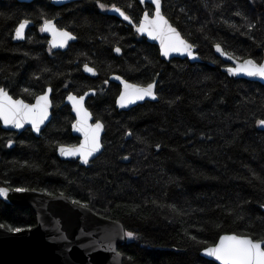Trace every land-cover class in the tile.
Listing matches in <instances>:
<instances>
[{
    "label": "trees",
    "instance_id": "16d2710c",
    "mask_svg": "<svg viewBox=\"0 0 264 264\" xmlns=\"http://www.w3.org/2000/svg\"><path fill=\"white\" fill-rule=\"evenodd\" d=\"M100 3L123 9L135 24L145 10L153 11L138 0ZM163 4L201 62L164 61L156 45L105 14L97 0L64 6L0 0V87L30 103L51 87L54 108L40 137L5 131L0 123V185L65 195L120 222L135 233L119 247L125 264H216L201 252L220 236L264 238V131L257 123L264 119V85L230 78L214 52L220 44L239 60L263 61L264 0ZM25 18L34 27L24 42H14ZM44 18L76 36L66 51L50 47L40 31ZM85 64L97 78L83 72ZM114 74L135 84L157 81L158 101L119 111L120 87L109 81ZM90 90L96 94L87 107L106 132L103 153L85 167L61 160L57 150L79 143L67 95ZM36 224L31 208L0 200V226L12 231Z\"/></svg>",
    "mask_w": 264,
    "mask_h": 264
},
{
    "label": "water",
    "instance_id": "95a60500",
    "mask_svg": "<svg viewBox=\"0 0 264 264\" xmlns=\"http://www.w3.org/2000/svg\"><path fill=\"white\" fill-rule=\"evenodd\" d=\"M34 1L35 0H18V2L26 3V4L32 3ZM50 1L55 6H64L70 3L78 2L80 0H50ZM138 2L143 8L151 6L153 10L152 13H150L148 10H145V12L147 11L149 16L154 15L155 6L150 2V0H138ZM161 12L173 25V23L164 13L163 0H161ZM107 13L108 15L115 16L125 21L128 25L133 26L134 31L140 37L145 38L150 44L156 45L159 48L160 56L164 61L169 62L172 59H181V60L187 59L192 63L201 62V59L197 54L196 47L193 50L196 57L195 59H193L191 56H188L187 54H181L175 52L169 56H164L161 51L160 41L152 39L146 33L137 32L138 24H135L132 19H130V21L125 20L123 16L113 11L112 8H110ZM142 19H143V15L141 20ZM54 22L56 24V21ZM33 27H34V23L30 21V24L25 29L24 39H16L14 34V42H24L26 40L27 32ZM174 27L177 28L176 26ZM177 30L179 31L178 28ZM43 35L49 38V45L55 51L64 52L68 49L71 43H74L76 41V39L69 41L67 47H54L52 44L53 41L52 34L50 32H43ZM214 52L222 60V62L225 63L226 66L222 68V71L226 73L230 78L244 79L250 82H257L264 85V79H261L259 77H250L243 73L239 75L230 74L227 71V69L229 67H235L237 64V60L228 59L226 55L222 54L221 52H218L215 46H214ZM116 54L120 56L121 51L119 53L116 52ZM239 62H243V61H239ZM261 63H264V59ZM88 67L93 68L89 65ZM95 71L96 74L88 72L85 70V67L83 66V72L92 78H97L99 75L96 69ZM116 77H121L122 79L118 80L116 79ZM123 80L126 79L118 74H114L109 78L110 82L119 85L120 93L124 89V85L122 82ZM128 82L132 83L130 81ZM85 93H87V95H85ZM85 93L82 94L84 96V102H83L84 107L87 108L88 111L91 113V120L89 121V123L94 124L97 121L95 120L91 110L87 107V101L91 97L95 96L96 91L90 90ZM52 94L53 91L49 94L51 101H52ZM70 94L76 96H82L74 93H70ZM67 97L65 99L64 104L70 107L72 115L74 116L75 120L72 125V134L74 137L79 139V143L77 144L79 145L83 141V133L76 130V124L79 117L73 108L72 102H70ZM118 97L116 100V108L119 111H129L132 108L144 104L147 101L148 102L158 101V95H157V99L155 100L152 99L151 97H146L144 100H138L133 104H128L126 107L121 108L117 103ZM13 98L23 99V98H15V97ZM25 102L30 103L28 101ZM32 103H35V100ZM53 109L54 108L52 102V106L49 109V118L44 122L43 125H41V130L39 133H37L32 128L31 124H25L23 128L18 129L11 125H5L3 121L0 120L1 127L5 131L15 132L17 134H22L26 130H31L36 137H40L42 132L45 130V128L52 120ZM100 122L103 123L102 121ZM259 129L264 131V127H261L260 125H259ZM105 132L106 129L104 125V129L100 134V139L102 144H103V137L105 135ZM129 137L130 136H128V138ZM13 146H14V142L11 141V145L10 146L8 145V147L12 148ZM103 151H104V145L100 150V152L96 153L94 156L90 158L88 164H84L79 156L61 155L59 148L57 150V155L61 160L64 161L78 160L82 166L87 167L92 161L96 160L103 153ZM129 161H130L129 158L123 160V162L125 163ZM0 188H6V187L0 185ZM0 200H3L7 204L31 208L35 212L37 217V224L34 227L29 229H24L19 232L10 231L5 227L0 226V264H125L124 258L122 254L119 252V247L123 246L126 243L127 236L125 235L126 230L123 224H121L120 222L103 218L95 214L90 208L75 203L68 196L65 195L48 196L44 192L37 190L16 192L15 190L8 189L6 196L0 195ZM201 256L215 262L216 264H221V262L217 261L214 257L207 256L204 250L201 252Z\"/></svg>",
    "mask_w": 264,
    "mask_h": 264
},
{
    "label": "snow or ice",
    "instance_id": "6c2138e0",
    "mask_svg": "<svg viewBox=\"0 0 264 264\" xmlns=\"http://www.w3.org/2000/svg\"><path fill=\"white\" fill-rule=\"evenodd\" d=\"M155 6L154 15L149 16L148 12H144L143 19L138 22L137 32L146 33L154 40H159L161 51L164 56H169L172 53L187 54L195 59L194 44L185 39L181 33L175 28L168 19L161 12V0H150ZM97 3L101 9L108 7L107 5ZM112 10L119 13L125 20L130 21V17L116 5L111 6ZM240 15V13H237ZM30 24V20L23 19L18 27L15 29V38L24 39L25 29ZM249 28H254V24H249ZM41 32H50L53 36L52 44L54 47H67L68 42L75 40L76 37L72 32L66 28L57 27L52 19L44 18L43 24L40 27ZM216 50L226 55L228 59H236L237 64L235 67H229L227 71L233 75L241 73L250 77H259L264 79V63H257L254 59H246L239 62L233 54H228L221 47L220 44L215 45ZM115 51L119 53L121 49L116 47ZM85 70L96 74L94 68L88 67L85 64ZM121 80V77H116ZM124 89L119 94L117 103L121 108L126 107L128 104H133L138 100H144L146 97L157 99V92L155 91L157 84L153 80L147 85L132 84L127 80H123ZM107 83V81H105ZM28 92L29 89H24ZM52 89L49 87L43 94L36 96L35 103H26L24 99H14L9 94L8 90L0 87V120L5 125H11L15 128H23L25 124H31L32 128L39 133L41 125L44 124L49 118V109L52 106L50 93ZM87 95V93H85ZM68 100L72 102L73 108L76 111L79 119L77 120L76 130L83 133V141L79 145L65 146L60 145L59 151L61 155L65 156H79L84 164H88L89 160L96 153L100 152L103 147L101 143L100 134L104 129L103 123L97 121L92 124L91 113L84 107V96H76L73 94L68 95ZM257 123L264 127V119H260ZM133 133L128 132L127 135L131 136ZM11 141L9 142V146ZM159 148V145H156ZM127 159V157H124ZM16 192H25L27 189L16 188ZM8 189L0 188V195L6 196ZM75 203H79L78 201ZM84 207H87L85 204ZM14 232H19L21 229L13 228ZM125 235L128 238H133L135 233L129 231ZM196 239V237H192ZM209 257H214L221 264H264V238H254L250 235L239 234H226L219 237V241L212 247L204 249Z\"/></svg>",
    "mask_w": 264,
    "mask_h": 264
},
{
    "label": "rangeland",
    "instance_id": "374dc122",
    "mask_svg": "<svg viewBox=\"0 0 264 264\" xmlns=\"http://www.w3.org/2000/svg\"><path fill=\"white\" fill-rule=\"evenodd\" d=\"M103 12H107L108 10H109V8L108 7H106V8H104V9H101ZM128 238V237H127ZM130 239H132V238H130Z\"/></svg>",
    "mask_w": 264,
    "mask_h": 264
},
{
    "label": "flooded vegetation",
    "instance_id": "af4514ba",
    "mask_svg": "<svg viewBox=\"0 0 264 264\" xmlns=\"http://www.w3.org/2000/svg\"><path fill=\"white\" fill-rule=\"evenodd\" d=\"M51 4H52V3H51ZM54 6H55V5H54ZM108 8H109V7H108ZM107 12H108V11H107ZM107 12H106V13L104 12V13H105V14H108ZM144 12H145V11H144ZM144 12H143V13H144ZM68 31H69V30H68ZM75 37H76V36H75Z\"/></svg>",
    "mask_w": 264,
    "mask_h": 264
},
{
    "label": "bare ground",
    "instance_id": "6f19581e",
    "mask_svg": "<svg viewBox=\"0 0 264 264\" xmlns=\"http://www.w3.org/2000/svg\"><path fill=\"white\" fill-rule=\"evenodd\" d=\"M245 60V59H244ZM239 61H243V60H239Z\"/></svg>",
    "mask_w": 264,
    "mask_h": 264
}]
</instances>
